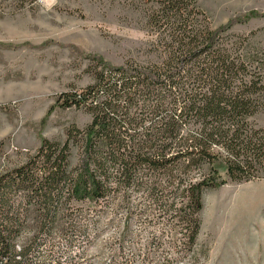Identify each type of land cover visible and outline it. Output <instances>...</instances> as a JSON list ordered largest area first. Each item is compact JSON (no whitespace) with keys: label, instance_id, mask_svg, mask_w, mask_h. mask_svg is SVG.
<instances>
[{"label":"rangeland","instance_id":"rangeland-1","mask_svg":"<svg viewBox=\"0 0 264 264\" xmlns=\"http://www.w3.org/2000/svg\"><path fill=\"white\" fill-rule=\"evenodd\" d=\"M183 1L182 16L168 12V0H0V175L32 159L42 137L65 148L68 171L80 166L91 114L75 106L50 113L61 93L82 91L100 70L73 45L135 74L192 79L196 62L180 69L193 47L186 42L250 11L259 16L222 33L212 49L240 57L232 79H261L260 110L250 120L264 139V0ZM261 159L251 180L204 192L195 242L176 211L184 191L165 190L162 175L155 191L147 176L129 188L111 179L110 195L98 202L71 200L66 190L53 205L27 204L35 199L29 186H14L11 197L23 202L10 213L19 218L17 255L23 264H264Z\"/></svg>","mask_w":264,"mask_h":264},{"label":"trees","instance_id":"trees-1","mask_svg":"<svg viewBox=\"0 0 264 264\" xmlns=\"http://www.w3.org/2000/svg\"><path fill=\"white\" fill-rule=\"evenodd\" d=\"M182 2L168 0V12L182 15ZM257 16L258 12L250 11L232 17L200 35L202 40L197 36L186 42L193 47L186 50L190 56L180 69L196 62L192 79H171L176 73L166 75L153 69L135 74L134 68L73 45L100 70L82 91L61 93L50 113L56 107L75 106L91 114L81 136V163L74 173L68 171L65 148L49 145L42 137L32 159L13 174L0 175V264H23L17 255L19 218L10 215L14 205L23 203L11 197L14 186H29L35 199L27 204L53 205L66 190L71 200L98 202L110 195L111 179L129 188L147 176L152 180L149 188L155 191L159 186L156 179L162 175L167 181L165 190L174 186L184 191L185 199L176 211L181 212L183 223L191 230L190 240L195 242L204 192L231 181L251 180L254 164L264 154V139L250 120L260 110L261 79H232L240 57L212 49L222 33ZM182 123L197 128L184 130Z\"/></svg>","mask_w":264,"mask_h":264},{"label":"built area","instance_id":"built-area-1","mask_svg":"<svg viewBox=\"0 0 264 264\" xmlns=\"http://www.w3.org/2000/svg\"><path fill=\"white\" fill-rule=\"evenodd\" d=\"M42 1H45V0H42Z\"/></svg>","mask_w":264,"mask_h":264}]
</instances>
